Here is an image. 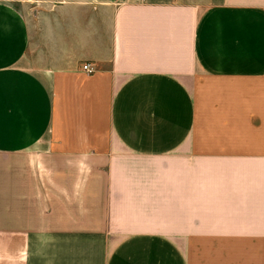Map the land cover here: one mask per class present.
<instances>
[{"label": "crops", "instance_id": "obj_1", "mask_svg": "<svg viewBox=\"0 0 264 264\" xmlns=\"http://www.w3.org/2000/svg\"><path fill=\"white\" fill-rule=\"evenodd\" d=\"M0 264H264V0H0Z\"/></svg>", "mask_w": 264, "mask_h": 264}, {"label": "built area", "instance_id": "obj_2", "mask_svg": "<svg viewBox=\"0 0 264 264\" xmlns=\"http://www.w3.org/2000/svg\"><path fill=\"white\" fill-rule=\"evenodd\" d=\"M115 1H116V3H120V2H123L125 0H115ZM82 70L85 71L86 73H92V71H93L89 63L83 64Z\"/></svg>", "mask_w": 264, "mask_h": 264}]
</instances>
